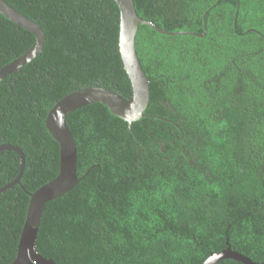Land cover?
<instances>
[{"label":"trees","instance_id":"1","mask_svg":"<svg viewBox=\"0 0 264 264\" xmlns=\"http://www.w3.org/2000/svg\"><path fill=\"white\" fill-rule=\"evenodd\" d=\"M36 22L41 52L0 81V264H11L29 194L59 173L52 107L88 87L125 99L115 0H4ZM149 80L144 117L94 103L66 117L79 182L47 203L36 250L57 264H204L230 248L264 264V0H133ZM35 43L0 13V69ZM215 264H243L221 259Z\"/></svg>","mask_w":264,"mask_h":264},{"label":"water","instance_id":"2","mask_svg":"<svg viewBox=\"0 0 264 264\" xmlns=\"http://www.w3.org/2000/svg\"><path fill=\"white\" fill-rule=\"evenodd\" d=\"M115 2L120 10L119 53L124 70L132 85V97L125 99L107 88L88 87L65 96L49 111L45 125L50 135L59 144V173L54 179L29 194L25 223L20 234L16 257L11 264H57L37 252L36 239L47 203L70 192L79 182L77 177V146L67 125V115L90 104L101 103L113 115L128 122L130 129L133 122L145 116L144 111L149 103L150 88L149 80L135 48L139 26L147 25L157 32L167 35L206 36L205 17L203 19V34L193 32L169 33L140 18L133 0H115ZM0 13L17 25L29 30L35 36L34 45L26 53L0 69V81H2L38 56L43 48L44 34L36 22L16 11L4 0H0ZM0 150L14 151L20 157L21 170L16 181L18 182L25 167V157L22 150L13 145L1 146ZM221 259H234L243 264H254L242 255L232 252L230 248L220 254L210 255L204 264H215Z\"/></svg>","mask_w":264,"mask_h":264}]
</instances>
